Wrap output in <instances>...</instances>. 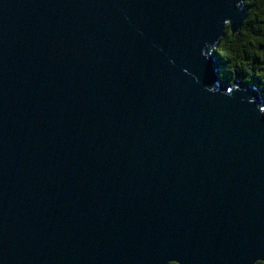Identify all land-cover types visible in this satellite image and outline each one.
<instances>
[{
  "label": "water",
  "instance_id": "1",
  "mask_svg": "<svg viewBox=\"0 0 264 264\" xmlns=\"http://www.w3.org/2000/svg\"><path fill=\"white\" fill-rule=\"evenodd\" d=\"M242 16L233 0H0L2 264L264 258V94L206 92L221 65L200 55Z\"/></svg>",
  "mask_w": 264,
  "mask_h": 264
},
{
  "label": "clouds",
  "instance_id": "2",
  "mask_svg": "<svg viewBox=\"0 0 264 264\" xmlns=\"http://www.w3.org/2000/svg\"><path fill=\"white\" fill-rule=\"evenodd\" d=\"M233 7L243 12L238 27L233 30L232 21L224 19L214 41L205 42L200 49V55L205 60L215 56L221 65L217 73L218 80L205 85L204 90L210 94L219 92L231 96L234 91H243L240 85L246 84L257 93L264 94V0H233ZM182 71L187 73V69ZM238 75L239 84L236 83ZM254 79L258 84L253 85ZM225 81L226 86L221 89ZM247 103H256V98L248 97ZM256 109L264 116V95L261 96V102L256 104ZM182 262L181 259H168L164 264ZM251 264H264V258L257 257Z\"/></svg>",
  "mask_w": 264,
  "mask_h": 264
},
{
  "label": "trees",
  "instance_id": "3",
  "mask_svg": "<svg viewBox=\"0 0 264 264\" xmlns=\"http://www.w3.org/2000/svg\"><path fill=\"white\" fill-rule=\"evenodd\" d=\"M239 78V75H238ZM240 79V78H239ZM253 83L258 84V81H256L255 79L253 80Z\"/></svg>",
  "mask_w": 264,
  "mask_h": 264
}]
</instances>
